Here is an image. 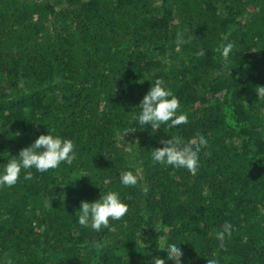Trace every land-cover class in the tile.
I'll return each mask as SVG.
<instances>
[{"label":"trees","instance_id":"16d2710c","mask_svg":"<svg viewBox=\"0 0 264 264\" xmlns=\"http://www.w3.org/2000/svg\"><path fill=\"white\" fill-rule=\"evenodd\" d=\"M178 32L189 40L179 51ZM224 65L230 76L217 75ZM155 78L188 115L178 131L134 122ZM258 86L264 0H0V167L48 126L77 146L72 165L0 188V264H152L166 260L160 236L179 244L182 264H264ZM170 134L207 138L196 175L153 161ZM137 169L135 187L119 184ZM108 190L130 206L116 232L78 225L81 201Z\"/></svg>","mask_w":264,"mask_h":264},{"label":"clouds","instance_id":"9594fccd","mask_svg":"<svg viewBox=\"0 0 264 264\" xmlns=\"http://www.w3.org/2000/svg\"><path fill=\"white\" fill-rule=\"evenodd\" d=\"M174 43L175 50L179 51L182 46L189 43V40L185 38L183 32H178ZM234 48L235 44L227 41L217 51L227 61L234 54ZM195 55L203 57L205 52L203 49H198ZM230 71L228 66L224 65L217 72V75L230 76ZM148 81L151 82L150 90L139 103L138 115L134 122L140 126L141 130L150 126L153 133L162 125L165 133H168L170 129L178 131L188 123V115L180 109L179 98L162 78ZM255 91L258 100L264 102V86L256 87ZM170 135V139H161L162 147L151 151L153 161L166 167L170 166L196 175L200 167L201 152L208 145L207 138L202 134H197L193 138L185 140L181 135ZM76 156L77 146L75 142L54 130H50L48 126L47 134H40L31 145L21 150L18 156H11L7 163L0 167V188L12 187L21 178L23 180L32 179L33 172L31 170L33 169L38 173H46L49 170L58 169L62 164L70 166ZM85 175L87 174L81 173V176ZM140 179L138 169L119 173V184L125 188L135 187ZM108 183L110 181L106 178L104 184L107 185ZM143 191L147 193L148 188H143ZM129 207L126 198L121 195L119 190H108L102 192L99 199L94 202L81 201L77 223L82 228H90L96 233L101 232L102 229L116 232V227L112 222L120 221L125 217L129 212ZM232 231L233 225L231 223H225L222 226V230L216 234V239L221 242L220 247H223L226 238L231 237ZM178 245L169 242L166 236H160L159 247L166 253V260L158 256L152 257V264H182L184 253ZM148 255L151 256V253ZM7 264H12L11 260H8ZM208 264H215V261L210 260Z\"/></svg>","mask_w":264,"mask_h":264}]
</instances>
